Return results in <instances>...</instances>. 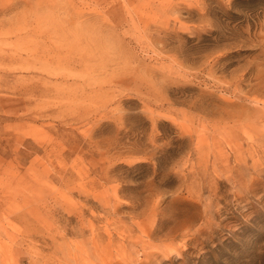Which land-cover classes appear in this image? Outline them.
<instances>
[{
    "label": "rangeland",
    "instance_id": "1",
    "mask_svg": "<svg viewBox=\"0 0 264 264\" xmlns=\"http://www.w3.org/2000/svg\"><path fill=\"white\" fill-rule=\"evenodd\" d=\"M0 264H264V0H0Z\"/></svg>",
    "mask_w": 264,
    "mask_h": 264
}]
</instances>
